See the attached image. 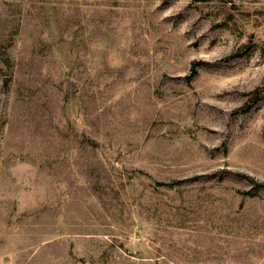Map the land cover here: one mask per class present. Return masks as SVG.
Wrapping results in <instances>:
<instances>
[{
	"label": "rangeland",
	"instance_id": "rangeland-1",
	"mask_svg": "<svg viewBox=\"0 0 264 264\" xmlns=\"http://www.w3.org/2000/svg\"><path fill=\"white\" fill-rule=\"evenodd\" d=\"M0 264H264V0H0Z\"/></svg>",
	"mask_w": 264,
	"mask_h": 264
},
{
	"label": "trees",
	"instance_id": "trees-1",
	"mask_svg": "<svg viewBox=\"0 0 264 264\" xmlns=\"http://www.w3.org/2000/svg\"><path fill=\"white\" fill-rule=\"evenodd\" d=\"M254 92H255V91H254ZM254 92H252V93H254ZM249 105H250V103L247 104V106H249Z\"/></svg>",
	"mask_w": 264,
	"mask_h": 264
}]
</instances>
